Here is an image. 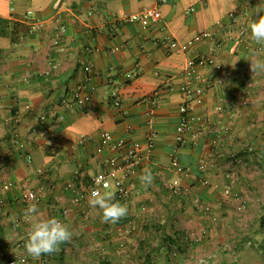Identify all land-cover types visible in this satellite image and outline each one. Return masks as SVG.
<instances>
[{"label": "crops", "instance_id": "0c3cea01", "mask_svg": "<svg viewBox=\"0 0 264 264\" xmlns=\"http://www.w3.org/2000/svg\"><path fill=\"white\" fill-rule=\"evenodd\" d=\"M246 1L247 16H239L247 30L244 42L234 36L220 46L207 39L188 50L180 47L204 30L230 23ZM259 3L0 0V168H5L0 171V264L22 256L29 264L41 259L47 264H141L145 256L150 264H199L203 254L211 256L209 264H264L259 224L264 214V73L253 75L249 62L254 54L264 58V47L252 40L248 28ZM154 7L162 14L157 23L113 27L115 18ZM28 12L32 17L26 18ZM33 18L44 25L31 30ZM171 41L179 47L172 48ZM201 55L221 63L229 75L221 82L223 73L213 65L198 68L209 77V86L204 97L192 101L180 87L187 60ZM81 59L92 64L89 82ZM84 84L91 98L81 108L73 102L74 92ZM188 102L194 106L190 115L204 117L208 129L196 135L191 128L187 145L180 147V108ZM104 131L144 152L149 135L156 133L145 161L154 176L151 184L142 186L140 174L126 194L114 183L104 191L128 207L127 216L115 224L103 222L101 210L89 205V192L78 196L70 188L77 171L88 185L117 154L102 144ZM12 138L18 141L14 146ZM173 154L211 184L196 181L186 196L173 194L168 184L179 176ZM30 190H37L34 201L27 199ZM30 204L41 219L57 218L72 233L69 242L38 259L24 248ZM165 236L174 238L179 252L167 251Z\"/></svg>", "mask_w": 264, "mask_h": 264}, {"label": "built area", "instance_id": "2783aa9c", "mask_svg": "<svg viewBox=\"0 0 264 264\" xmlns=\"http://www.w3.org/2000/svg\"><path fill=\"white\" fill-rule=\"evenodd\" d=\"M161 3H167L168 0H159ZM249 7V1L243 3L241 8L233 11L231 14L232 20L230 23H219L217 26L204 30L194 38L190 39L184 44H181L180 47L183 50H188L190 47L195 45L197 42H201L207 39H215L218 45H222L223 41L232 40L234 36L237 37V40L242 43L245 41L247 36V30L244 22H239V16H247ZM27 17H32V12H28ZM162 14L158 8L147 9L143 12L132 14L123 19L115 18L113 20V27H116L122 23H134L139 22L142 25L148 26L149 24L157 23L161 20ZM30 29L34 30L44 25L41 19L33 18L32 21H29ZM61 31L65 32L66 28L61 27ZM224 40H221V39ZM220 40V41H219ZM219 41V42H218ZM170 46L172 48L179 47L177 41H171ZM82 67L84 68L86 74V82L91 81L93 67L90 61L80 60ZM210 65L216 67V69L223 73L220 81H225L228 78V73L224 71V67L221 63L214 61L213 58L208 55H201L198 58H190L187 60L185 69H184V82L180 87V90L185 95L186 98L200 99L206 94L209 77L207 75L199 74L198 68H207ZM86 84L79 87L75 91L74 103L79 107L83 108L90 101L91 94L86 92ZM115 105L119 106L120 101L118 98H115ZM246 103V102H245ZM181 113L183 114L182 121L179 124L178 131L180 133V138L178 144L180 147H184L188 143L187 137H185L186 132L191 128L195 127L196 135L204 134L205 130L208 129V122L202 116H192L190 113L194 110L192 103H186L180 108ZM43 119V118H42ZM16 120V119H14ZM16 120L15 122H17ZM156 133L152 132L148 137L147 148L144 151L138 145H128L125 139L116 138L112 133L104 131L101 135L102 144L109 149L115 151L117 154L113 157H110L104 162V170L94 175L90 183L87 185L81 179V171H77L75 175V182L70 185L71 191L75 195H82L84 193H91L94 189H99L101 192L108 190L112 187L113 183L117 184L118 190L121 193H128L129 187L134 185L135 179L138 175L142 174L145 169V161L150 159L152 151L155 147L154 138ZM83 139L80 140L82 142ZM17 139L12 138V145L17 144ZM3 159V156H0V160ZM173 164L176 167V170L179 174L178 178H175L168 184L170 191L178 197L186 196L192 188L193 182L200 181L203 185H210L211 181L204 179L200 180L193 171L188 167H183L179 164L178 158L173 154L172 156ZM4 167L0 168V171H4ZM231 176V175H230ZM107 184V188L104 185ZM13 185V183H9ZM43 189V188H41ZM231 187H229V190ZM37 190H30L27 193V199L29 201H34L37 199ZM209 210V208L207 209ZM251 243L248 245L250 246ZM228 249V247H227ZM210 255L203 254L201 257H198L199 264H209ZM141 264H148L145 259ZM8 264H29V259L26 256L14 257L8 261ZM41 264H47L45 259H41ZM83 264H91L86 262Z\"/></svg>", "mask_w": 264, "mask_h": 264}, {"label": "clouds", "instance_id": "9594fccd", "mask_svg": "<svg viewBox=\"0 0 264 264\" xmlns=\"http://www.w3.org/2000/svg\"><path fill=\"white\" fill-rule=\"evenodd\" d=\"M248 28L252 40L264 47V0L253 9ZM250 62V71L253 75L264 73V58L258 55L253 56ZM141 185L147 187L154 179L151 169L145 168L138 177ZM107 188V184L104 185ZM89 205L99 208L102 212V220L105 223H118L128 214V207L114 200L110 192H101L94 189L89 195ZM26 219L29 220L30 227L25 240L24 248L29 256L38 259L44 254H51L58 250L63 243L69 242L72 233L68 226L57 218L41 219L39 210L35 204H30L25 211Z\"/></svg>", "mask_w": 264, "mask_h": 264}, {"label": "trees", "instance_id": "16d2710c", "mask_svg": "<svg viewBox=\"0 0 264 264\" xmlns=\"http://www.w3.org/2000/svg\"><path fill=\"white\" fill-rule=\"evenodd\" d=\"M259 224H260V230L264 232V214L260 217ZM173 240H174V238L170 237V236H165L164 239H163L164 246H165V248L168 249L167 251L171 255H173L174 253L176 254L177 252H179V246L173 244L172 243ZM145 257H147L146 258L147 263L150 264V258H149L150 256H145Z\"/></svg>", "mask_w": 264, "mask_h": 264}, {"label": "rangeland", "instance_id": "374dc122", "mask_svg": "<svg viewBox=\"0 0 264 264\" xmlns=\"http://www.w3.org/2000/svg\"><path fill=\"white\" fill-rule=\"evenodd\" d=\"M257 244H255V246L254 247H249V249H252V250H254V248H257V246H256ZM262 248H261V256H263L264 257V242L262 243Z\"/></svg>", "mask_w": 264, "mask_h": 264}]
</instances>
